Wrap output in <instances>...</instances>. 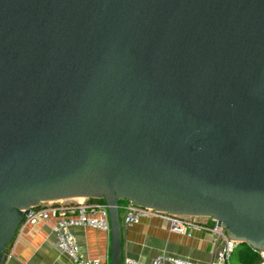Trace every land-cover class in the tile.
I'll return each mask as SVG.
<instances>
[{
  "label": "water",
  "instance_id": "obj_1",
  "mask_svg": "<svg viewBox=\"0 0 264 264\" xmlns=\"http://www.w3.org/2000/svg\"><path fill=\"white\" fill-rule=\"evenodd\" d=\"M211 217L264 252V0H0V264L30 207Z\"/></svg>",
  "mask_w": 264,
  "mask_h": 264
},
{
  "label": "crops",
  "instance_id": "obj_2",
  "mask_svg": "<svg viewBox=\"0 0 264 264\" xmlns=\"http://www.w3.org/2000/svg\"><path fill=\"white\" fill-rule=\"evenodd\" d=\"M201 221L209 220L201 218ZM72 232L84 258L110 264L109 232L87 226H76ZM219 245L209 231L194 229L182 234L171 230L168 219L160 216L143 217L130 226L122 225V260L131 257L139 264H150L163 254L190 258L199 264H243L237 249L226 262L219 263L216 258ZM4 264L73 263L58 249L51 222L39 220L18 230Z\"/></svg>",
  "mask_w": 264,
  "mask_h": 264
},
{
  "label": "built area",
  "instance_id": "obj_3",
  "mask_svg": "<svg viewBox=\"0 0 264 264\" xmlns=\"http://www.w3.org/2000/svg\"><path fill=\"white\" fill-rule=\"evenodd\" d=\"M151 216H160L168 219L170 229L182 234L189 233L194 229L209 231L218 244H220L216 252V258L219 263L226 262L237 245V242L230 239L223 227L217 225L216 220L211 217L168 214L127 202L123 206L121 224L123 226H130L139 222L143 217ZM201 218H206L209 221L203 222ZM39 220L51 222L58 249L60 252L66 254L73 264H103L101 260L87 259L80 254L79 245L72 232V228L76 226H87L109 232L108 209L103 199L72 198L41 202L36 206L30 207L20 228L28 223H37ZM258 253L264 259V252ZM165 263L199 264V262L190 258L165 254L157 256L150 264ZM122 264L139 263L134 258L125 257L122 260Z\"/></svg>",
  "mask_w": 264,
  "mask_h": 264
},
{
  "label": "trees",
  "instance_id": "obj_4",
  "mask_svg": "<svg viewBox=\"0 0 264 264\" xmlns=\"http://www.w3.org/2000/svg\"><path fill=\"white\" fill-rule=\"evenodd\" d=\"M127 203L126 201H119L120 206V214L122 216L123 214V206ZM15 239V238H14ZM14 239L10 242V244L7 246L6 252L8 250V247L13 243ZM237 249V251H236ZM239 252L240 260L243 264H263L264 259L260 256L258 251L254 250L250 246H248L246 243H239L235 249L232 251ZM231 253V254H232Z\"/></svg>",
  "mask_w": 264,
  "mask_h": 264
},
{
  "label": "bare ground",
  "instance_id": "obj_5",
  "mask_svg": "<svg viewBox=\"0 0 264 264\" xmlns=\"http://www.w3.org/2000/svg\"><path fill=\"white\" fill-rule=\"evenodd\" d=\"M107 205V204H106ZM25 219V218H24ZM24 221V220H23ZM110 225V224H109ZM109 233H110V229H109ZM226 233V232H225ZM235 241V240H234ZM237 242V241H236ZM237 246V245H236ZM235 249V248H234Z\"/></svg>",
  "mask_w": 264,
  "mask_h": 264
}]
</instances>
